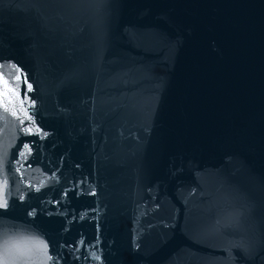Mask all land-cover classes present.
<instances>
[{
	"label": "water",
	"instance_id": "obj_1",
	"mask_svg": "<svg viewBox=\"0 0 264 264\" xmlns=\"http://www.w3.org/2000/svg\"><path fill=\"white\" fill-rule=\"evenodd\" d=\"M2 202L46 264H264V0H0Z\"/></svg>",
	"mask_w": 264,
	"mask_h": 264
},
{
	"label": "snow or ice",
	"instance_id": "obj_2",
	"mask_svg": "<svg viewBox=\"0 0 264 264\" xmlns=\"http://www.w3.org/2000/svg\"><path fill=\"white\" fill-rule=\"evenodd\" d=\"M19 72V69L17 70ZM21 76L17 75L16 80H20ZM27 83V79L24 81ZM5 85H7V82H5ZM28 92L32 91V85L27 84ZM8 91L12 92V99L8 100L9 104H13V100H16L19 102V111L15 106L12 107L11 109V115L13 117H18L22 116L23 118L20 119V123L24 124L25 120L32 121L33 120V115L30 114L29 109L34 107V101H32L31 104L28 103V101L31 100L30 97L27 96V93H25L24 98L20 99V94L18 91H15L11 88L7 89ZM27 104V107L25 105ZM7 111L8 109L5 108ZM24 131L31 135L33 134V127L29 125L24 129ZM36 133H39L41 130L37 127L35 129ZM24 149L26 151H22L20 155L26 156L30 155L31 153V147L26 143L24 145ZM20 169L18 168L17 171ZM7 202H2L0 203V208H6ZM29 215H35V212H29ZM48 245L45 243L43 245V255L47 257V260L52 261V264H56L55 258L52 256L48 255L47 252ZM0 264H46L44 260L41 259L40 257V250L39 249H22L19 247L10 237H7L6 234L0 233Z\"/></svg>",
	"mask_w": 264,
	"mask_h": 264
}]
</instances>
